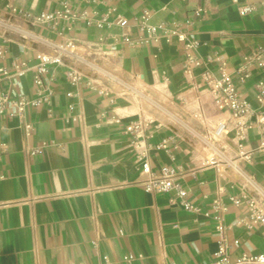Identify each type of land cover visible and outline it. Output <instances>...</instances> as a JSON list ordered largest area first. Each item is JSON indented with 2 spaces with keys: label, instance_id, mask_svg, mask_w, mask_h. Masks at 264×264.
<instances>
[{
  "label": "crops",
  "instance_id": "crops-1",
  "mask_svg": "<svg viewBox=\"0 0 264 264\" xmlns=\"http://www.w3.org/2000/svg\"><path fill=\"white\" fill-rule=\"evenodd\" d=\"M260 2L0 0V43L6 49L1 63L11 72L14 62L34 65L38 54L55 52L60 45H74L77 53L65 57L67 66L48 65L41 75L40 88L50 93L46 101L28 105L21 114L12 115L10 107L0 114V264H206L219 249L218 216L228 225L231 259L264 252V227L238 224L248 211L231 201L243 192L264 205V125L253 116L264 109L257 98L261 83L264 89V66H251L243 82L237 73L246 54L264 49ZM245 4L259 8L241 14ZM64 6L77 17L62 34L13 12L37 14ZM107 13L113 23L98 26ZM118 14L128 21L130 44L121 39L127 27L115 23ZM148 26L157 27L156 32ZM175 28L185 40L172 34ZM190 42L195 44L187 48ZM190 54L201 64L186 68ZM71 65L84 72L77 83L67 77ZM222 68L251 107L244 142L252 160L241 164V172L231 165L238 157L233 128L222 147L212 148L202 138L204 126L228 115L217 108L201 76ZM131 81L146 85L149 95ZM100 88L111 92L99 94ZM8 90L44 97L31 70L20 77L0 75V92ZM137 95L153 106L161 95L183 111L176 117L168 110L162 126L149 128L154 142L177 136L176 147L153 149L149 160L153 170L180 165L186 200L197 210L185 208L173 192L152 193L141 185L146 173L125 126L154 110H146ZM217 197L226 211L215 209Z\"/></svg>",
  "mask_w": 264,
  "mask_h": 264
},
{
  "label": "built area",
  "instance_id": "built-area-1",
  "mask_svg": "<svg viewBox=\"0 0 264 264\" xmlns=\"http://www.w3.org/2000/svg\"><path fill=\"white\" fill-rule=\"evenodd\" d=\"M261 6L264 9V0H261ZM259 8L258 4H245L240 7L241 14H247L255 11ZM14 13L23 17L33 25H43L49 27L52 31L62 34L67 28V23L73 21L77 17V12L71 11L67 6L63 9H56L53 11H42L37 14H32L26 11L13 9ZM108 14H105L96 21L98 26L108 25L113 22L108 20ZM150 13L146 11L142 16L144 25ZM62 22L65 24L62 25ZM115 23L118 25L127 27L128 21L123 16L118 14L115 18ZM147 26V25H146ZM148 29L153 34L156 32L157 27L148 26ZM172 34H176L179 39L185 40V34L182 33L179 28H175ZM121 39L124 43L130 44L132 42L131 31L129 27L121 35ZM195 43H187L186 47L191 48ZM6 53L5 46L0 43V75L4 78H12L14 76L20 77L25 75L27 70H31L34 75V81L39 86V95L44 97L39 98H27L21 93H16L13 90L0 92V114L4 113L7 107L12 109V115L21 114L24 112L28 105L38 106L43 101L47 100V96L44 94L42 87L43 79L42 74L48 69V65L57 64L67 66L65 57L67 55H76L74 45L70 46H57L55 52L52 53H40L37 55L39 62L29 66L27 62H14V72H11L7 67L2 65L1 60ZM201 61L193 55H188L185 66L190 68L192 66H198ZM253 65L258 67L264 66V49L256 48L251 50L243 57V65L238 67L237 73L239 79L243 82L250 76L249 68ZM84 76V72L75 67L74 65L67 67V77L73 83H77ZM202 79L205 81L208 90L210 91L212 98L218 109L226 112L227 117L219 120L214 126H204L202 138L206 144L212 148L222 147L226 141V136L230 128H233L236 133V147L238 150V157L231 160V165L234 169L242 171L241 164L249 163L252 160V151L245 144V138L247 130L249 129L250 122L248 115L251 113V107L249 104L239 97L236 84L234 83L233 76L225 69H221L219 74H215L209 70H205L202 74ZM88 84L95 87L94 83L89 80ZM263 84H260L259 93L257 98L260 102L264 101V89ZM99 94L108 96L110 90L107 88L98 89ZM72 92H68V96H72ZM72 108V106H70ZM168 109L165 107L157 108L149 115H142L131 119L125 126V132L131 139L132 147L137 152V158L141 161L142 170L146 173V177L141 181V185L146 191L152 193H169L173 192L175 198H179L181 203L187 209L197 210L193 204L186 200L187 190L184 188L179 178L182 174V168L180 165L174 163L164 165L159 169L153 170L150 164V153L153 149H168L172 146L176 147L177 136L167 135L163 137L159 142L152 140L153 134L149 132V128L153 125L158 127L162 126L163 118L168 115ZM166 115V116H165ZM254 121L257 124L264 125V109H257L253 112ZM115 122H121V119L116 117ZM28 129L31 125H26ZM217 171L222 172L217 168ZM231 201L236 206L245 205L248 211L246 218L240 219L238 224L244 225L248 228H252L255 224H260L264 227V205L252 196H248L241 192L231 197ZM213 205L215 209L220 211H226L227 206L223 202L221 197H217ZM217 230L220 232L221 240L219 242V249L216 253V258L206 264H264V252L251 254L242 253L235 259H231L229 254V245L226 242V230L228 225H225L222 219L217 217Z\"/></svg>",
  "mask_w": 264,
  "mask_h": 264
},
{
  "label": "rangeland",
  "instance_id": "rangeland-1",
  "mask_svg": "<svg viewBox=\"0 0 264 264\" xmlns=\"http://www.w3.org/2000/svg\"><path fill=\"white\" fill-rule=\"evenodd\" d=\"M2 23V22H1ZM104 65H106L107 67H109L110 69H113L111 66H109L106 62L104 63ZM131 83L135 86V87H137L138 89H141V90H143L144 92H143V94L144 95H149V93H150V91H149V89H148V87L146 86V85H142V84H140V81H137V82H135V81H131ZM137 93H134V96L136 95ZM136 98L137 99H139V100H143V99H141V97H139L138 95L136 96ZM147 98H149V97H147ZM154 101H156L157 103H158V106H153V105H151V103H149V101L147 100H143L142 101V103L144 104V107L146 108V110H148V109H153L154 111L159 107V108H161V107H165V108H167L168 110H170L171 112H172V114L174 115V116H176V117H182V116H184V113H183V111L181 110V109H179V108H177V107H175L173 104H171L170 103V101L169 100H167L166 98H162V96L160 95V97L158 96L157 98L156 97H154ZM166 116V115H165ZM189 121H190V118L188 119Z\"/></svg>",
  "mask_w": 264,
  "mask_h": 264
}]
</instances>
